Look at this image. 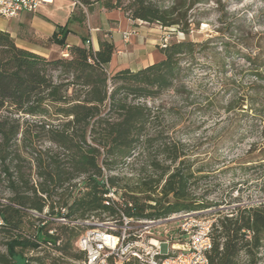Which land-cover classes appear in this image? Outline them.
<instances>
[{
  "label": "trees",
  "instance_id": "16d2710c",
  "mask_svg": "<svg viewBox=\"0 0 264 264\" xmlns=\"http://www.w3.org/2000/svg\"><path fill=\"white\" fill-rule=\"evenodd\" d=\"M74 1L82 20L85 8L90 12L101 6L185 34L191 31L192 10L202 3ZM70 32L58 25L47 40L67 48L68 55L58 58L22 48L9 32H0V233L7 236L0 264H16L18 258L30 264L25 251L49 254L50 248L60 255L49 264H82L86 255L76 244L92 217L105 221L125 214L153 220L213 206L196 193L203 169L194 167L184 144L165 134L157 110L143 102L174 88L186 60L205 42L172 39L160 46L162 58L154 63L110 75L114 41L101 35L98 50L86 39L69 45ZM254 64L252 99L263 105L264 61ZM140 157L145 161L137 174L114 173L119 164L128 159L136 163ZM230 209L213 225L210 264H240L241 253L257 264L264 244V201ZM27 225L33 233L26 231Z\"/></svg>",
  "mask_w": 264,
  "mask_h": 264
},
{
  "label": "rangeland",
  "instance_id": "374dc122",
  "mask_svg": "<svg viewBox=\"0 0 264 264\" xmlns=\"http://www.w3.org/2000/svg\"><path fill=\"white\" fill-rule=\"evenodd\" d=\"M190 22L189 34L173 27L162 28L164 36L169 41L205 42L203 49L186 60V71L174 88L143 102L157 110L165 134L184 144L194 167L203 169L205 177L196 193L213 204L204 210L217 221L237 205L264 201V104L252 99L254 63L264 61V0H202L192 10ZM164 36L158 40V52ZM261 97L264 102V94ZM144 161V157L136 163L128 159L114 173L135 175ZM33 179L38 181L35 168ZM33 214L47 217L46 212ZM94 219L90 221H100ZM55 228L56 224L51 232ZM26 231L34 232L28 225ZM156 231L161 238L177 236L178 222L164 223ZM6 241L0 233V255L7 253ZM48 251L24 254L30 264H49L60 253ZM256 258L257 264H264V244ZM239 263L250 264V258L241 253ZM16 264L22 260L18 258Z\"/></svg>",
  "mask_w": 264,
  "mask_h": 264
},
{
  "label": "built area",
  "instance_id": "2783aa9c",
  "mask_svg": "<svg viewBox=\"0 0 264 264\" xmlns=\"http://www.w3.org/2000/svg\"><path fill=\"white\" fill-rule=\"evenodd\" d=\"M47 2L0 0V17L15 18L23 12H36ZM132 34L133 31L124 33V40L129 41ZM168 43V36H164L160 46ZM206 212H179L153 220L122 214L121 218L85 221L88 228L76 244L86 255L82 264H210L208 254L212 249L211 235L216 219L207 217ZM174 220L178 222L177 236L161 238L156 228Z\"/></svg>",
  "mask_w": 264,
  "mask_h": 264
},
{
  "label": "crops",
  "instance_id": "0c3cea01",
  "mask_svg": "<svg viewBox=\"0 0 264 264\" xmlns=\"http://www.w3.org/2000/svg\"><path fill=\"white\" fill-rule=\"evenodd\" d=\"M36 12H23L15 18L0 17V32H9L18 46L47 58L67 56L66 47L48 43L47 40L57 30V26H67L71 32L67 37L69 45L84 43L99 49V37L109 36L117 46L112 61L108 65L111 72L130 68L138 70L154 63L160 54L158 40L166 32L156 24L131 20L120 9H106L96 6L82 20L77 14L74 0H48ZM75 16V17H74ZM132 32L125 41L124 33ZM128 43V44H127Z\"/></svg>",
  "mask_w": 264,
  "mask_h": 264
}]
</instances>
